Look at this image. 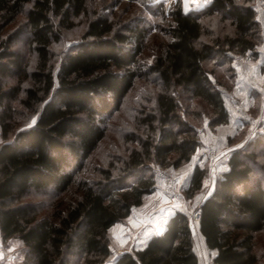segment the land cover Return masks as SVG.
Segmentation results:
<instances>
[{
    "label": "trees",
    "instance_id": "trees-1",
    "mask_svg": "<svg viewBox=\"0 0 264 264\" xmlns=\"http://www.w3.org/2000/svg\"><path fill=\"white\" fill-rule=\"evenodd\" d=\"M253 2L209 0L201 9L184 11L181 0H173L167 13L170 39L147 68L159 88L152 109L137 118L139 132L125 135L134 146L126 148L122 167L117 175L103 169L100 179L80 181L78 199L43 215L39 203L23 199L32 192L64 193L75 183L105 138L108 120L121 110L135 80L145 75L135 67L144 32L136 25L125 33L114 29L107 16L93 17L54 72L51 46L65 22L85 10L86 0H0V76L19 74L33 82L25 88L21 83L0 86V231L4 241L18 238L24 245L21 264H65L69 256L77 257L78 264H104L111 257L109 229L155 189L150 163L177 169L192 161L199 145L195 125L183 116L180 92L206 105L210 125L229 121L221 91L204 63L214 56L230 61L231 53L254 50L258 20ZM215 13L229 18L234 32L205 42L203 19ZM19 15L25 16L37 59L30 71L19 52L10 49L13 35L3 37ZM15 100L36 115L33 123H12ZM261 142L255 138L253 144ZM259 169L264 170V161L258 164L253 151L235 149L216 175L212 196L204 202V194L199 197L196 234L214 251L215 264H258L254 239L264 229ZM207 173L208 165L194 160L183 189L187 198L202 191ZM189 223L187 212L171 210L160 232L119 253L112 264H200Z\"/></svg>",
    "mask_w": 264,
    "mask_h": 264
},
{
    "label": "rangeland",
    "instance_id": "rangeland-1",
    "mask_svg": "<svg viewBox=\"0 0 264 264\" xmlns=\"http://www.w3.org/2000/svg\"><path fill=\"white\" fill-rule=\"evenodd\" d=\"M191 0H181L184 11H192ZM159 0H86V8L79 16L70 17L68 22L61 27L60 37L51 46V60L54 72L59 68L60 62L72 44L78 42L85 31L89 19L96 16H107L114 25V29L127 32L128 27L136 26L144 32L143 48L138 57L139 71L145 75L135 80L134 86L127 95L123 106L107 122L105 138L100 142L97 149L91 154L84 164L83 169L76 175L75 183L64 193H54L51 190L46 192H32L23 201H33L40 204L42 214H53L54 211L65 208L69 203L81 196L79 189L80 181L93 182L102 177V170L111 169L113 175H117L118 169L122 167V159L126 157V148L134 146V143L127 141V133H137L138 120L145 113L152 109L154 95L158 90V80L155 74L148 72V66L154 57L161 51L163 45L169 41L168 24L170 18L167 13L173 0H163L160 6ZM256 19L258 20V31L255 48L241 56L247 55V75L254 77V86L250 89L251 102L242 101L241 97L233 92L238 78L235 74L234 60L238 53H231L230 61H223L220 57L214 56L204 63L212 82L221 91L225 107L230 113L234 112L240 105L245 107L250 122L243 129H237L229 119L228 122L219 125H210V112L203 102L188 100L186 92H180V103L183 109V116L191 121L196 128L199 138V145L194 153L195 160L207 166L208 161L199 156L203 142L214 143L218 149L228 148L231 152L235 149L245 148L256 154L258 164L264 161V155L260 145H264V0H254ZM55 22L58 18L54 19ZM25 16L19 15L5 30L3 37L15 38L10 49L18 51L23 58V64L27 70L36 67L37 59L30 47L28 29L24 26ZM203 35L201 39L205 42L213 41L217 37L232 35L234 28L229 18L221 13L203 19ZM18 34H14L15 31ZM16 35V36H14ZM21 83L23 88L31 86L32 80L29 77H20L19 74H6L0 76V86L7 89L15 84ZM22 96V94H21ZM5 101H3V104ZM13 124L16 127H24L34 122L36 115L25 110L16 100L12 102ZM2 108L0 107V110ZM255 138L261 139V144H253ZM3 142L0 129V144ZM230 157V156H229ZM227 159L223 158L218 162L216 175L226 167ZM154 179L155 189L152 193L143 198L141 206H133L128 217L113 225L108 231L109 246L112 251L111 257L104 264H112L115 257L131 247H138L141 242L150 234L154 228L160 229L171 210L176 207L172 205L169 198L163 191V183L155 173L159 164L150 163ZM172 171L178 177L180 192L183 203L187 207L194 208L198 205L199 197L203 195L210 184V175L207 173L206 185L196 196L187 198L184 187L189 177V163L183 164ZM149 175V174H147ZM256 175L262 178L264 183V170L256 171ZM195 226V225H194ZM255 252L258 255V264H264V229L255 234ZM8 258L3 259L0 264H21L25 247L18 238L3 240ZM196 249V248H195ZM199 250V249H198ZM201 252H198L202 261ZM210 258L209 256H206ZM205 257V258H206ZM77 257L69 256L65 264H78ZM203 262V261H202Z\"/></svg>",
    "mask_w": 264,
    "mask_h": 264
},
{
    "label": "built area",
    "instance_id": "built-area-1",
    "mask_svg": "<svg viewBox=\"0 0 264 264\" xmlns=\"http://www.w3.org/2000/svg\"><path fill=\"white\" fill-rule=\"evenodd\" d=\"M208 2L209 0H191L190 3L193 4V6L190 8V10L201 9L206 6ZM238 55L239 56H236L234 60L235 74L238 78V81L233 87V92L236 93L237 96L241 97L242 101L250 103V89L253 88L255 79L253 76L250 77L247 75V61L249 60V57L247 55ZM228 117L234 123L235 127L240 130L250 122L243 105L238 106L232 113L228 111ZM231 153V150L228 148L218 149L214 143L203 142L200 147L199 156L208 161V173L211 176L217 172L218 162L223 158L228 160ZM154 171L161 179L163 183V191L169 198L172 205L182 211L187 212L190 217V221L196 225L200 217L199 204L196 207L191 208L187 207L183 203L182 195L179 189L178 177L174 174L172 168L170 166H158L156 169H154ZM198 251L201 252L200 254L202 257L204 256L202 258V264H215L211 258L206 257L211 251L207 246H201ZM8 257L9 255L6 252L0 231V262Z\"/></svg>",
    "mask_w": 264,
    "mask_h": 264
},
{
    "label": "crops",
    "instance_id": "crops-1",
    "mask_svg": "<svg viewBox=\"0 0 264 264\" xmlns=\"http://www.w3.org/2000/svg\"><path fill=\"white\" fill-rule=\"evenodd\" d=\"M194 158V157H193ZM194 160L195 159H192V161L191 162H189V166H190V170H189V176H190V174H191V172H192V169H193V163H194ZM188 180V179H187ZM204 185H206V179H204L203 180V187H204ZM208 187V186H207ZM163 227H164V224L162 225V227L160 228V229H158V228H154V230L150 233V234H148L147 236H146V238L141 242V245L145 242V240L151 235V234H154V233H158V232H160L162 229H163ZM201 246H205V244H204V241H203V239L197 234L196 236H195V248H196V253L198 254V249L201 247ZM213 255H214V251L213 250H211L209 253H208V256L212 259V257H213ZM198 256H199V254H198ZM199 260H200V264H202V261H201V259L199 258Z\"/></svg>",
    "mask_w": 264,
    "mask_h": 264
},
{
    "label": "water",
    "instance_id": "water-1",
    "mask_svg": "<svg viewBox=\"0 0 264 264\" xmlns=\"http://www.w3.org/2000/svg\"><path fill=\"white\" fill-rule=\"evenodd\" d=\"M216 174H212L210 176V184L209 186L207 187L202 199H201V202H204L207 198H209L210 196H212V194L214 193L215 191V186H216ZM189 226H190V230H191V234L192 236H195L196 235V229H195V226L194 224L190 221L189 223Z\"/></svg>",
    "mask_w": 264,
    "mask_h": 264
}]
</instances>
